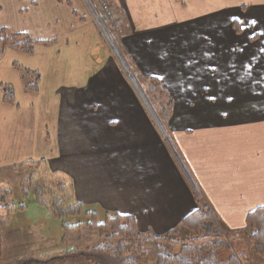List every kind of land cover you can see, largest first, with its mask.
<instances>
[{
    "label": "crops",
    "instance_id": "crops-1",
    "mask_svg": "<svg viewBox=\"0 0 264 264\" xmlns=\"http://www.w3.org/2000/svg\"><path fill=\"white\" fill-rule=\"evenodd\" d=\"M97 1L111 9L112 24L130 25L117 43L125 60L171 95L167 134L199 204L99 34ZM91 2L86 14L77 0L82 17L62 4L68 24L56 38L33 39L30 52L1 44L0 168L43 162L74 200L131 215L140 231L164 234L199 205L224 230L245 229L246 214L264 206V0L220 1L171 21L147 11L155 0ZM56 3L45 0L47 21ZM85 29L90 44L80 39ZM77 56L87 64L70 65ZM21 68L36 77L35 89Z\"/></svg>",
    "mask_w": 264,
    "mask_h": 264
},
{
    "label": "trees",
    "instance_id": "trees-1",
    "mask_svg": "<svg viewBox=\"0 0 264 264\" xmlns=\"http://www.w3.org/2000/svg\"><path fill=\"white\" fill-rule=\"evenodd\" d=\"M94 17L99 34L107 43L118 69L161 136L171 158L189 186L194 200L199 204L200 192L190 178L177 149L167 134L165 124L173 107L171 95L156 77L141 76L135 72L131 64L125 60L117 43L107 35L100 19L96 14ZM106 19L107 16L104 20L106 21ZM233 28L235 32H240L236 22H233ZM10 41H13L11 37L0 38L3 45ZM13 45L30 52L33 40L25 38L23 42L15 41ZM34 79L31 89H35L36 86V77ZM3 100L7 102L13 100L12 88L9 85L3 87ZM28 187L29 181H27L26 187L20 185L23 195L27 194ZM59 188L62 189L60 193H66L67 196L64 200L60 199V203L54 202L51 198H43L36 189H34V194L37 200L60 220L62 244H67L73 233L75 231L78 233L82 227L99 235L101 240L95 246L87 249L89 251H86L85 255L79 254L87 257L92 264H244L243 258L231 251L227 242L229 238L224 237V231L236 232L224 230L218 218L206 205L197 206L194 211L181 220L177 228L159 235L152 230L140 231L131 215L107 210H103L102 214L96 211H85V214L89 216L87 221L69 222L68 219H74L83 212V205L71 196V188L63 183L59 184ZM2 192L0 208L6 210L10 206H2V202L4 197L10 194V191ZM245 223L246 228L250 230L249 244L257 255L264 256V206L249 211L245 216ZM178 231L181 235L180 239L175 238ZM223 250L226 251L225 255L221 253ZM79 255L72 256L73 260L79 261ZM61 259V256H53L48 260L18 257L6 261L1 259L0 264H62Z\"/></svg>",
    "mask_w": 264,
    "mask_h": 264
},
{
    "label": "rangeland",
    "instance_id": "rangeland-1",
    "mask_svg": "<svg viewBox=\"0 0 264 264\" xmlns=\"http://www.w3.org/2000/svg\"><path fill=\"white\" fill-rule=\"evenodd\" d=\"M30 1H35L37 5L28 8ZM82 1L87 9L86 14H90L92 7L91 0ZM172 1L179 2V4H173L170 0H155V4H152V8L147 11L155 10L157 13L160 12L163 21H171L176 20L175 18L180 14L179 11H183V13L188 9V11H195L198 8L216 5L220 1L230 0H185L188 7L184 6L183 8L180 7V3L183 0ZM56 2L57 7H54L53 11L50 10V19L47 21L48 16L44 8L45 0H0V38H4L5 36L11 37L13 41L7 44L12 45L15 41L19 43L23 42L25 38L31 40H35L36 38L40 40L56 38L62 32V27L68 24L69 20L68 16L64 15L62 4H67V7L74 10L77 17L83 16V13L76 8L77 0H56ZM97 6L98 11L101 12L103 9L102 6L104 5H101L97 1ZM107 9L110 14L111 9L109 6H107ZM94 11L99 18L100 16L97 14L96 9ZM131 16L136 18L134 14H131ZM111 21V16L110 18L107 17L105 22L100 20L102 27L110 39L119 44L120 35L129 33L130 25H124L121 22L114 25ZM82 33L83 35H81L80 39H84L86 41L85 43L90 44L89 40L91 36L88 35L86 29ZM1 44L2 42H0V49ZM97 47L100 51L101 45ZM80 57L77 56L70 60V65L87 64V62H82ZM92 58L96 59L98 63L102 61L101 57ZM88 62L89 67H93L95 64L91 59ZM21 70H23L22 77L24 82L28 81V87L31 89V84L35 81L34 76H31L25 68H21ZM64 79L70 80L68 77H64ZM27 181H29V187L27 194L23 195L20 185L22 184L26 187ZM62 181L64 179L61 174L49 170L43 162L39 161L35 163H24L22 167H18L17 169L11 167L0 168V194L4 190L10 191V194L6 195L2 202V206L9 205L10 207L6 210L0 208V260L6 261L18 257L48 260L53 256H61L62 264H92L87 257L79 254L85 255L87 253L86 251H89L87 249L95 246L101 240L99 235L91 233L82 227L78 233L76 231L73 233L67 244H62L60 220L54 217L49 209L37 200L34 194V189H36L43 198H51L54 202L60 203V199L64 200L67 197L66 193H60L62 189H58L59 182ZM85 211H96L102 214L103 210L97 206L93 207L84 204L83 212L74 219H68V221H87L89 216L85 214ZM225 229L228 230L227 228ZM249 232L250 230L248 228L240 229L236 233L224 231V237L229 238L227 242L229 243L231 251L243 258L244 264H264V256L257 255L248 242ZM176 236L175 238L180 239L181 235L179 231ZM70 249L73 250L71 252H65ZM221 253L225 255L226 251L223 250ZM77 254L79 255V261H74L72 256H76Z\"/></svg>",
    "mask_w": 264,
    "mask_h": 264
},
{
    "label": "built area",
    "instance_id": "built-area-1",
    "mask_svg": "<svg viewBox=\"0 0 264 264\" xmlns=\"http://www.w3.org/2000/svg\"><path fill=\"white\" fill-rule=\"evenodd\" d=\"M103 10L106 11V12L108 13L107 6L104 5V6H103ZM108 14H109V13H108ZM100 15H101V17H103V14L100 13L99 16H100Z\"/></svg>",
    "mask_w": 264,
    "mask_h": 264
}]
</instances>
